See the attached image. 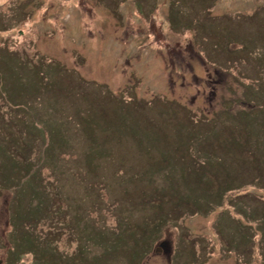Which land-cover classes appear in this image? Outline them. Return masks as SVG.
<instances>
[{"label": "rangeland", "instance_id": "rangeland-1", "mask_svg": "<svg viewBox=\"0 0 264 264\" xmlns=\"http://www.w3.org/2000/svg\"><path fill=\"white\" fill-rule=\"evenodd\" d=\"M94 2L0 0V263L264 264V0Z\"/></svg>", "mask_w": 264, "mask_h": 264}, {"label": "trees", "instance_id": "trees-1", "mask_svg": "<svg viewBox=\"0 0 264 264\" xmlns=\"http://www.w3.org/2000/svg\"><path fill=\"white\" fill-rule=\"evenodd\" d=\"M12 9H13V7H12ZM17 10H18V12H25L24 11V8H23V10H21V8H19V6L17 7ZM8 16H10V20L11 19H13L14 17H13V15H12V13H9V15ZM0 17H2L1 15H0ZM7 17V16H6ZM0 21H1V18H0ZM240 49H242V48H240ZM10 53V52H9ZM21 57V56H20ZM0 58L1 59H3V58H5V56H2V55H0ZM10 62V64L6 67V69L7 70H10V73H16V71H18V69L19 70H22V74H19V76H16V78H17V80H15L14 78L13 79H11L10 80V82L9 83H14V82H17V83H19L20 85H21V89H20V92L18 93V94H16L17 95V99L16 98H14L15 100H13V101H11V102H15V103H17V104H19L20 103V101H18V99L21 97V95H20V93L21 94H26L29 90H27V89H24V87H25V81H24V77H26V76H28L27 75V65H28V62L26 61V60H24V59H22V58H20V59H16V58H14V56H13V54L12 53H10V58H6V63H9ZM11 65H13L14 67H11ZM31 69H33V68H31ZM11 85V84H10ZM10 97H11V93H10ZM10 99H12V98H10ZM19 102V103H18ZM33 106V105H32ZM35 108V107H34ZM13 110H15V112L13 111ZM12 110V114L13 115H11L10 114V125H12L13 124V127H15V128H17L16 129V131H17V133H16V136H19L18 135V131H24L25 130V132L26 131H28V133H27V137H28V139H29V137H34V133H35V131H30V129H27L25 126H26V124L25 123H28V122H26V120L24 119V116L22 115V114H27L25 111H23L19 106H17V105H15V108ZM228 111V110H227ZM18 115L20 116V117H18ZM248 122H249V120H248ZM209 123H205V125L203 126V127H200L198 130H197V128H194V129H192V133H194L193 135H197L198 133L199 134H201L202 133V131L201 130H204V129H208V130H210L211 129V127L209 128ZM245 126H246V124H245ZM239 126H237L236 128H238ZM214 128V127H213ZM212 128V129H213ZM232 129L233 130V132H235V131H241V130H238V129ZM195 130H197V132H195ZM208 130H206V131H208ZM243 130V129H242ZM15 131V132H16ZM198 131H201V132H198ZM244 131H245V133H247V132H250V131H252V129L250 128V127H247V129H244ZM229 132V131H228ZM220 133L221 132H218L212 139H211V142H214V140L220 135ZM228 134V133H227ZM14 135V134H13ZM202 135V134H201ZM16 136L14 135V137H15V139H16ZM205 136H207V135H205ZM12 141H13V138L12 137H10V162H12V163H15V164H19L23 159H22V157L19 155V153H18V150H14L13 148H12V145H13V143H12ZM228 142L230 143V144H232V143H234V142H236V139H228ZM30 144H31V142H29ZM26 144V143H25ZM53 144H54V137H52L51 138V142L50 143H48L45 147H43V149H44V153H45V155H46V159H50V154H52V149H53ZM189 144H192V145H194L192 142L191 143H189ZM62 144H61V142L59 141V139L56 141V146L57 147H59V146H61ZM203 153H205V151H199L198 152V154H203ZM205 156L203 157L204 158V161H202V164H205V163H208L209 162V160H210V158H211V153H206V154H204ZM213 157V156H212ZM216 160H221V158L219 157V158H217ZM166 170V168H165V166H163V165H161L160 166V168L158 169V170H161V172H162V170ZM22 170V169H21ZM38 171H39V169H37V167H35V169H33V171H32V174H31V176L32 177H35L37 174H38ZM167 172H168V170H167ZM242 186H244V185H240V186H231L230 187V185H227V186H225L224 188H222L221 190H219V192H217V194H219V193H221L220 194V196H219V199H218V204H220V205H222V203L224 202V199L226 198V195H228L229 194V191L230 190H234V189H239L240 187H242ZM42 195H44L41 191H40V189H38V188H36L34 191H33V193H32V196L33 197H36V198H38L37 199V202H36V211H38L39 212V210L43 207V206H45V204H44V201H43V198H42ZM239 194H237L236 195V197L238 196ZM204 204H208V205H212L213 206V204L212 203H214L213 202V199H205L204 201ZM199 210V209H198ZM226 212V211H225ZM33 215H34V213H32L31 214V217L33 218ZM26 219V221L29 223V224H31V226H34V223L33 222H31V221H29L28 219H27V217L25 218ZM261 219H263V217L261 218ZM19 220L21 221L22 220V218L20 217L19 218ZM99 227V226H98ZM102 229H104V228H102ZM98 229L96 228H94V231H92V235L94 234V232L96 233V231H97ZM98 233H101V232H98ZM261 233V235L263 234L262 232H260ZM102 234V233H101ZM91 235V236H92ZM90 236V237H91ZM92 238V237H91ZM46 244H50L49 242H46L45 243V245ZM50 246V245H49Z\"/></svg>", "mask_w": 264, "mask_h": 264}, {"label": "flooded vegetation", "instance_id": "flooded-vegetation-1", "mask_svg": "<svg viewBox=\"0 0 264 264\" xmlns=\"http://www.w3.org/2000/svg\"><path fill=\"white\" fill-rule=\"evenodd\" d=\"M5 259H6V257H5Z\"/></svg>", "mask_w": 264, "mask_h": 264}]
</instances>
